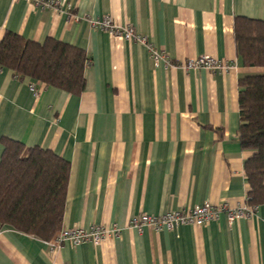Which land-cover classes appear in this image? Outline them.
Wrapping results in <instances>:
<instances>
[{"label": "crops", "instance_id": "1", "mask_svg": "<svg viewBox=\"0 0 264 264\" xmlns=\"http://www.w3.org/2000/svg\"><path fill=\"white\" fill-rule=\"evenodd\" d=\"M58 1L53 9L0 0V42L8 31L39 43L54 38L89 58L78 95L0 67V162L5 137L52 150L70 164L60 230L99 224L118 235L53 250L49 240L0 224V264H264V203L233 224L222 213L175 230L129 225L137 214L204 202L249 206L245 161L254 152L239 140V80L263 68L242 63L234 25L237 16L264 20V0ZM104 16L137 28L170 65L156 64L140 42L92 26ZM201 55L225 69L180 66Z\"/></svg>", "mask_w": 264, "mask_h": 264}, {"label": "trees", "instance_id": "2", "mask_svg": "<svg viewBox=\"0 0 264 264\" xmlns=\"http://www.w3.org/2000/svg\"><path fill=\"white\" fill-rule=\"evenodd\" d=\"M234 32L242 63L263 68L239 80V140L254 152L245 161L248 207L254 208L264 203V20L237 16ZM88 64L84 49L54 38L39 43L8 31L0 42L1 68L70 94L84 90ZM2 143L0 224L50 240L62 225L70 164L50 149L6 137Z\"/></svg>", "mask_w": 264, "mask_h": 264}, {"label": "built area", "instance_id": "3", "mask_svg": "<svg viewBox=\"0 0 264 264\" xmlns=\"http://www.w3.org/2000/svg\"><path fill=\"white\" fill-rule=\"evenodd\" d=\"M40 8H59L58 0H30ZM93 27L109 32L115 36H122L126 40L137 41L144 44L150 54V58L157 64L160 61H165L170 65L169 57L165 50L155 46L145 35L140 33L137 28L132 25H118L110 16L103 18L90 19ZM180 66L185 69H197L205 67L208 70L225 69V64L209 55H201L197 58L188 59L180 63ZM30 91L34 96L39 95L40 91L36 83L29 84ZM253 212V208L247 206L232 208L225 204H212L204 202L196 204L189 209H171L164 214L155 215L141 213L134 215L129 220V225L141 230L145 226L152 227L156 231L175 230L183 225H206L214 220H218L222 213H226L228 222L233 224L236 219L249 217ZM110 235H118L116 229L106 230L103 226L96 224L89 229L80 227L65 228L58 231L51 240L48 241L50 247L54 250L61 247L65 242H71L78 245L84 242L100 243Z\"/></svg>", "mask_w": 264, "mask_h": 264}]
</instances>
